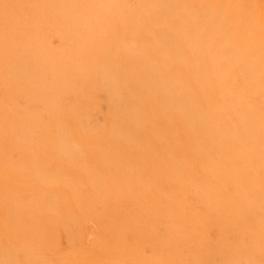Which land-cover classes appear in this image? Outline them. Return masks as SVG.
Returning a JSON list of instances; mask_svg holds the SVG:
<instances>
[{
  "label": "bare ground",
  "instance_id": "bare-ground-1",
  "mask_svg": "<svg viewBox=\"0 0 264 264\" xmlns=\"http://www.w3.org/2000/svg\"><path fill=\"white\" fill-rule=\"evenodd\" d=\"M0 264H264V0H0Z\"/></svg>",
  "mask_w": 264,
  "mask_h": 264
},
{
  "label": "rangeland",
  "instance_id": "rangeland-1",
  "mask_svg": "<svg viewBox=\"0 0 264 264\" xmlns=\"http://www.w3.org/2000/svg\"><path fill=\"white\" fill-rule=\"evenodd\" d=\"M101 110H102V112H104V111H105V107H102ZM101 110H100V111H101ZM98 116H99V114H98Z\"/></svg>",
  "mask_w": 264,
  "mask_h": 264
}]
</instances>
